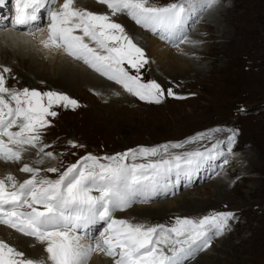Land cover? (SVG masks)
Masks as SVG:
<instances>
[{"label": "snow or ice", "instance_id": "obj_1", "mask_svg": "<svg viewBox=\"0 0 264 264\" xmlns=\"http://www.w3.org/2000/svg\"><path fill=\"white\" fill-rule=\"evenodd\" d=\"M218 2L205 0L204 7ZM6 3L8 0H0V7ZM55 3L56 0H14V25L33 24L41 11H46V27L30 28L22 34L35 37L38 32H46L39 40L44 49L62 50L141 101L162 103V86L141 78L140 70L149 62L144 50L112 17L128 15L160 39L178 46L188 42L185 29L199 8L197 0H177L166 6H155L149 0H98L106 5L108 13L78 7L76 0H63L58 9ZM11 72L10 67L0 65V162L19 164L30 150L39 158L20 167L19 171L29 178L21 181L11 173L0 178V225L45 244L48 256L47 260L25 258L22 251L0 240V264H89L96 253L111 258L113 264H184L186 258L207 250L215 237L230 230L229 221L235 219L233 212L199 219L177 217L170 226L132 223L114 218V213L127 210L137 197L168 189L173 174L178 182L213 159L224 157L227 163V153L232 151L238 130H230L226 142L216 140L202 151L178 154L170 150L214 140L215 133L224 130L217 128L182 143L141 147L115 156L100 158L89 154L63 171L56 167L42 169L34 165L56 159L52 151L46 150L50 145L44 142V130L51 126L48 118L58 115L56 107L75 110L80 105L62 92L9 86ZM167 95L174 93L168 89ZM225 143L227 153L222 147ZM140 157L159 159L135 163ZM129 159L133 163H127ZM42 171L59 175L52 180L41 176ZM101 222L106 226L99 238L88 239L79 234Z\"/></svg>", "mask_w": 264, "mask_h": 264}, {"label": "rangeland", "instance_id": "obj_2", "mask_svg": "<svg viewBox=\"0 0 264 264\" xmlns=\"http://www.w3.org/2000/svg\"><path fill=\"white\" fill-rule=\"evenodd\" d=\"M96 2L98 4V0ZM149 2L155 6H166L177 0ZM204 3L205 0H197L202 13L195 24L191 25V31L187 24L186 43L173 46L144 28V36L148 34L146 42L163 44L168 48V54L175 60L176 66L188 75L168 74V67L163 65L164 58L160 59L163 50L158 51L153 45L136 43L144 50L149 61L140 70L142 80L156 81L165 90L160 104L141 101L132 94L128 104L113 106L104 103L102 95L97 94L94 104L90 101V94L96 92L90 88L80 87L74 92H66L56 84L46 82L31 86L15 73L13 66L19 70V64L16 61L13 64L8 61L6 63L8 57L4 56V64L12 69L8 85L41 92H62L76 99L80 105L75 110L56 107L54 110L58 115L48 118L51 126L44 130V142L50 145L46 150L52 151L56 159L36 165L42 169L56 167L63 171L89 154L100 158L115 156L141 147L182 143L199 133L223 129L215 133L214 140H201L186 144L181 149L170 150L178 154L202 151L216 140L226 142L231 135L230 130H238L230 153H227V144L222 145L228 162L224 163V157L206 162L207 168L202 172L198 168L190 177H186L175 195L179 197L184 191L192 190L195 195L203 196V204L207 207L201 213L191 214V217L195 216L193 219L218 212L235 213V219L229 221L230 230L213 239V247L205 250L209 256L201 260L200 264H264V0H219L211 7H204ZM113 17L118 19V23L131 37L127 25L135 21L123 14ZM48 22H43L44 27ZM195 35L196 45L189 49L188 44L190 41L192 43L191 37ZM156 64H160V67ZM168 89L172 90L173 96L167 95ZM177 96L183 99H177ZM70 142H74L77 147H72ZM152 159L159 157H150ZM32 161L33 156L30 157L27 152L21 163L31 164ZM135 162L145 163L142 157ZM13 171L20 178L29 177L16 169ZM58 175L41 172V176L52 180L57 179ZM193 177L195 185L192 186L190 181ZM163 193V196L152 193L137 197L131 207L117 211L114 216L120 213L127 215L134 207L168 199V194ZM128 220H133L132 223L144 221L141 217ZM175 220L171 217L168 220L161 218L148 221L170 226ZM103 225V222L99 223L100 228ZM99 227L93 230L90 237H99L103 232ZM218 252L222 253L221 259L212 263L219 255ZM25 258L31 256L25 254Z\"/></svg>", "mask_w": 264, "mask_h": 264}, {"label": "bare ground", "instance_id": "obj_3", "mask_svg": "<svg viewBox=\"0 0 264 264\" xmlns=\"http://www.w3.org/2000/svg\"><path fill=\"white\" fill-rule=\"evenodd\" d=\"M11 3L14 6V0H8V3L0 7V65L11 68V66L4 64L3 62V60L5 61L4 56L8 57V59L5 61L6 63L8 61L10 62V64H13L14 61H16L19 64V68L23 72L20 71V69L18 70L17 67L13 66L15 73L18 74L20 78L26 82V84L28 83L31 86L36 85L40 82L41 83L46 82L47 84H52V85L56 84L58 87L63 89V91H66V92H74L80 87L90 88L94 92H96V94L94 95L90 94L92 96L90 98V101L93 102L94 104L96 102L95 96L97 94L102 95L101 97L104 103L106 104L109 103L112 106L117 105V104L124 105L130 102L129 100L130 98H132L130 93L123 91L122 88L119 87V85L117 86V84H114L115 82L113 83L110 82V80H108L106 77H103L97 72H95L92 68L84 64L82 61L74 60L73 58L66 55L62 50L44 49L39 44V40L41 39L42 36L47 35L46 32L44 33L38 32L35 37L25 36L22 34L23 32L29 30L30 28H35L37 26L44 27L43 22L45 20L46 22H48L47 12L45 13L41 12L42 14L40 13L38 20L34 22V24H30L26 27L25 26L18 27L15 25L14 27H11L9 21H8L9 26L5 24L4 16H6L5 13H8L7 11H10L11 13V6H12ZM62 3H63V0H56L55 7L58 9ZM76 5L78 7L87 8L88 10L97 12V13H108L109 12L106 5H101L99 3L97 4L96 0H76ZM199 8L197 11L193 13L195 14V16L192 15L190 20L187 22L188 29H190V31H191V25L195 24L196 20L198 19V16H200V14L202 13L201 11L202 7L200 9ZM117 18L119 17L117 16ZM113 20H115L116 22H119L118 19L114 18ZM5 27L12 28L13 30L4 31L3 29ZM127 27L130 28L129 33L131 34V37L133 38L134 43L145 44L151 47L155 46L158 51L163 50L162 56L160 57V59L164 58L165 61L163 65L168 67L167 69L168 74L176 73L177 75L182 74V76L188 75L186 72H183L184 70L182 71V69L176 66L175 60L171 59L170 55L168 54V48H166L163 44L160 45L155 42H150V43L146 42L145 38L148 37V34L144 36L145 33H144L143 27L136 24L135 22L134 23L128 22ZM191 39H192V42L193 41L196 42V35L194 37L192 36ZM192 44L193 43H191L190 41V43L188 44L189 49H193L196 45V43L194 45ZM156 65L159 66L160 64H156ZM125 67H127V65H125ZM11 73L8 75H11ZM190 73H191V70H190ZM122 91L124 93H122ZM28 153L30 154V157L33 156V160L39 158L35 155V153L32 150H30ZM143 161L147 163V162L153 161V159L150 160V157L149 159L143 158ZM128 163L131 164L133 163V161L129 159ZM138 163H142V162H138ZM23 164H24L23 162L19 164L0 162V178L4 177L8 173L15 175V172L13 170L16 169L18 172L20 167ZM205 167L207 168L206 164L204 163L203 165L199 167V172H202L205 169ZM195 176L197 177V175ZM16 177L18 180H21V181L26 179V178H20L18 176ZM185 179L186 177H180L179 181L177 182L176 177L173 174V176L168 181L170 187L168 189H165V190L161 189L155 192V193H159L160 196H163L162 192H164L163 194H168V199H165L163 201L159 200L160 203L157 201L153 204H149L146 206L134 207L132 208V210L127 212L128 213L127 215H123V213H120V214H116L114 218L128 220V218H132V217L133 218L141 217L142 219H144L143 223L149 224V225L158 224L155 221H148V220H153V219L164 218L168 220L171 217L173 218H177V217L192 218L193 219V217L195 216L191 217V214L203 212L204 208H206L207 205L203 204V199H202L203 196L201 194H198L199 196L195 195L194 192L192 193V190L184 191V194H182L179 197L175 195L179 187L182 186V183L184 182ZM190 183L192 184V186L195 185V177L192 178ZM172 195H175V196L172 197ZM137 199L138 198H136V200ZM180 213L182 214L179 216ZM146 217L147 219H145ZM133 220H131V222ZM171 224H175V221ZM105 226L106 225H103V228ZM90 229L88 230L87 228L86 229L87 232L85 234L83 233L82 230H80L79 234L82 236H87V238H90V234H93L92 227ZM0 240L6 241L8 244L17 248V250L22 251L24 254H26V256H31V259L33 260H41V257H44V260H47L48 253L45 251V247H46L45 244L40 243L35 238L26 237L22 235L21 233H18L13 229L8 228L7 226L0 225ZM214 243L215 242L212 241L211 247L208 248V250L213 247ZM222 248H224V245L222 246ZM205 252L206 251H202V252L197 253L194 257L186 258L184 260V264H200V262H202L203 260H206L207 256H209V254H205ZM218 253L219 255L212 263H217V261L221 259L222 253L221 252H218ZM197 258L198 260H196ZM47 264H51V261H47ZM89 264H113V261L105 257L103 253H96L93 255Z\"/></svg>", "mask_w": 264, "mask_h": 264}]
</instances>
